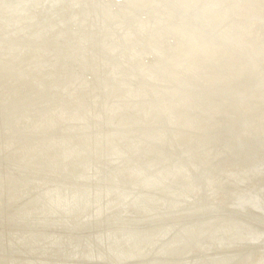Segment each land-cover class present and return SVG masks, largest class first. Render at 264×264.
<instances>
[{
  "label": "rangeland",
  "instance_id": "obj_1",
  "mask_svg": "<svg viewBox=\"0 0 264 264\" xmlns=\"http://www.w3.org/2000/svg\"><path fill=\"white\" fill-rule=\"evenodd\" d=\"M230 7L254 49L189 50L157 0H0V264H264V0ZM187 77L199 88L178 91Z\"/></svg>",
  "mask_w": 264,
  "mask_h": 264
},
{
  "label": "bare ground",
  "instance_id": "obj_2",
  "mask_svg": "<svg viewBox=\"0 0 264 264\" xmlns=\"http://www.w3.org/2000/svg\"><path fill=\"white\" fill-rule=\"evenodd\" d=\"M69 1V0H68ZM78 1V0H77ZM153 1V0H152ZM158 1V3L160 4V5H163L164 6V8L166 9V11L168 12V14L167 15H165L162 19H160V20H162V22H163V26L165 27V25L167 24V23H172L173 24V27H172V31L173 32H170V31H168V30H166L165 31V34H166V36H168V37H170V33L171 34H173L174 35V33H176L175 31H177L178 32V35H181V37L180 38H182L183 37V39L185 40V41H187L188 40V42H187V46H188V48H189V50L190 49H192V50H194V51H196L198 48H202V50L203 49H210V48H218L217 46H220V45H222L223 46V44L224 45H227V43H230V42H236V41H238V40H241L246 46H247V48H248V50H249V48L252 50V49H254L255 48V45H253V43L254 42H252V41H250L245 35H244V33H241V29L239 30L238 29V26L236 25V22H235V18H234V16L232 15V13H231V11H230V8H232V11L234 10L233 9V7H230L235 1H237V0H157ZM56 2V1H55ZM112 2V1H111ZM247 2H248V0H247ZM255 2V1H254ZM9 3V2H8ZM256 3H258V2H256ZM9 4H11V3H9ZM110 4V3H109ZM249 4H251V3H249ZM18 5H19V3H18ZM156 5H157V3H156ZM246 5H248V4H246ZM255 5V4H254ZM258 5V4H257ZM60 6V5H59ZM66 6V5H65ZM89 6V5H88ZM167 6H168V8H167ZM252 6V5H251ZM144 7H147V6H144ZM158 7V6H157ZM39 8V7H38ZM55 8V7H54ZM58 8V7H57ZM244 8V7H243ZM250 8V7H249ZM254 8V7H253ZM80 9V8H79ZM238 9V8H237ZM261 9V8H260ZM55 10V9H54ZM155 10V8L153 9V11ZM157 10H160V11H162V10H164V9H161V8H158ZM250 10V9H249ZM256 10V9H255ZM82 11H84V10H82ZM235 11V10H234ZM242 11V10H241ZM246 11V10H245ZM261 11V10H260ZM65 12V11H64ZM80 12V11H79ZM248 12V11H247ZM22 13V12H21ZM245 13V12H244ZM254 13V12H253ZM27 14V13H26ZM63 14V13H62ZM116 14V13H115ZM96 15V14H95ZM158 15V14H157ZM243 15V14H242ZM246 15V14H245ZM252 15V14H251ZM250 15V16H251ZM47 16V15H46ZM42 17V16H41ZM65 17V16H64ZM239 17V16H238ZM244 17V16H243ZM255 17L257 18V19H261V18H264V14H261L260 12H256L255 13ZM27 18V17H26ZM246 18V17H245ZM249 18V17H248ZM254 18V17H253ZM59 19V18H58ZM84 19V18H83ZM244 19V18H243ZM256 19V20H257ZM34 20V19H33ZM37 20H39V19H37ZM237 20V19H236ZM251 20V19H250ZM262 20V19H261ZM41 21V20H40ZM56 21V20H55ZM91 21V20H90ZM131 21V20H130ZM129 21V22H130ZM167 21H169V22H167ZM243 21V20H242ZM253 21V20H252ZM116 22V21H115ZM131 22H134V21H131ZM244 22H245V20H244ZM243 22V23H244ZM248 22V21H247ZM77 23V22H76ZM240 24V23H239ZM246 24V23H245ZM249 24V23H248ZM22 25V24H21ZM51 25V24H50ZM55 25V24H54ZM243 25V24H242ZM253 25V24H252ZM158 26V25H157ZM249 26V25H248ZM247 26V27H248ZM251 26V25H250ZM249 26V27H250ZM263 26V25H262ZM14 27V26H13ZM34 27V26H33ZM133 27V26H132ZM241 27V26H240ZM245 26H243V27H241V28H244ZM253 27V26H252ZM264 27V26H263ZM259 28H261V27H259ZM35 29V28H34ZM59 29V28H58ZM62 29V28H61ZM158 29H159V27H158ZM246 29V28H245ZM247 29H249V28H247ZM67 30V29H66ZM75 30V29H74ZM164 30V29H163ZM243 30V29H242ZM252 30V29H251ZM88 31V30H87ZM152 31V30H151ZM156 31V30H155ZM161 31V30H160ZM244 31V30H243ZM111 32V31H110ZM121 32V31H120ZM148 32V31H147ZM251 32V31H250ZM259 32V31H258ZM19 33V32H18ZM38 33V32H37ZM124 33V32H123ZM133 33V32H132ZM156 33H158V31L156 32ZM76 34V33H75ZM136 34V33H135ZM153 34V33H152ZM254 34V33H253ZM34 35V34H33ZM44 35V34H43ZM117 35V34H116ZM258 35V34H257ZM264 35V34H263ZM14 36V35H13ZM26 36V35H25ZM36 36V35H35ZM73 37V36H72ZM36 38V37H35ZM44 38V37H43ZM11 39H13V38H11ZM21 39V38H20ZM24 39V38H23ZM32 39V38H31ZM39 39V38H38ZM161 40H162V38H160ZM251 39V38H250ZM257 39V38H256ZM46 40V39H45ZM160 40V41H161ZM14 41V40H13ZM72 41H73V39H72ZM78 41V40H77ZM254 41V40H253ZM22 42V41H21ZM117 42V41H116ZM151 42H153L152 40H151ZM151 42H150V44H151ZM157 42V41H156ZM241 42V43H242ZM261 42V41H260ZM25 44V43H24ZM44 44V43H43ZM176 44V43H175ZM197 44H198V46H200V47H198L197 46ZM258 44V43H257ZM257 44H256V46H257ZM97 45H99V44H97ZM143 45H144V47L145 48H148V47H151V45H148V44H146L145 42L143 43ZM229 45V44H228ZM235 45H237V43H235ZM241 45H243V44H241ZM259 45V44H258ZM221 46V47H222ZM232 45H230V47H231ZM233 46H234V44H233ZM240 46V45H239ZM260 46V45H259ZM262 46V45H261ZM38 47V46H37ZM54 47V46H53ZM107 47V46H106ZM170 47V46H169ZM264 47V46H263ZM41 48V47H40ZM52 48V47H51ZM173 48V47H172ZM224 48H225V46H224ZM235 48V47H234ZM247 48H245L244 47V50H247ZM86 49V48H85ZM232 49V48H231ZM236 49L237 50H239L238 49V47L237 48H235V49H233V50H235L236 51ZM260 49V48H259ZM264 49V48H263ZM52 50V49H51ZM177 50V49H176ZM218 50H219V48H218ZM223 49H221V51H222ZM233 50H232V52H233ZM240 50H241V48H240ZM239 50V51H240ZM33 51V50H32ZM80 51V50H79ZM225 51V50H224ZM239 51H238V53H239ZM261 51H263V50H261ZM40 52V51H39ZM65 52V51H64ZM95 52V51H94ZM173 52V51H172ZM216 52V51H215ZM219 52H220V50H219ZM218 52V53H219ZM237 52V51H236ZM247 52V51H246ZM190 53V52H189ZM213 53V52H212ZM211 53V54H212ZM230 53H231V51H230ZM255 53V51L253 52V54ZM262 52H260V54H261ZM73 54V53H72ZM79 54V53H78ZM187 54V53H186ZM202 54V53H201ZM232 54V53H231ZM237 54V53H236ZM241 54H244V53H241ZM249 54V53H248ZM252 54V53H251ZM256 54H257V52H256ZM20 55V54H19ZM197 55H199V54H197ZM213 55H214V53H213ZM212 55V56H213ZM222 54H220V56H221ZM234 55H235V53H234ZM240 55V54H239ZM10 56V55H9ZM181 56V55H180ZM205 56V55H204ZM211 56V57H212ZM217 56V55H216ZM232 56V55H231ZM236 56V55H235ZM251 56V55H250ZM62 57V56H61ZM172 57V56H171ZM175 57V56H174ZM199 57V56H198ZM214 57V56H213ZM223 57V56H222ZM221 57V58H222ZM233 57V56H232ZM240 57V56H239ZM246 57V56H245ZM18 58V57H17ZM135 58V57H134ZM141 58V57H140ZM197 58V57H196ZM66 59V58H65ZM86 59V58H85ZM112 59V58H111ZM117 59V58H116ZM132 59V58H131ZM167 59V58H166ZM203 59V58H202ZM241 59H243V57H241ZM247 59V58H246ZM10 60V59H9ZM61 60H63V59H61ZM197 60H199V59H197ZM222 60V59H221ZM238 61H239V59H237ZM236 60V61H237ZM264 60V59H263ZM64 61V60H63ZM76 61V60H75ZM203 60H201V62H202ZM207 61H210V60H207ZM249 61L251 62V60H250V58H249ZM248 61V62H249ZM54 62V61H53ZM77 62V61H76ZM85 62V61H84ZM164 62H165V59H164ZM204 62V61H203ZM214 62V61H213ZM226 62V61H225ZM224 62V63H225ZM228 62H229V60H228ZM47 63V62H46ZM87 63V62H86ZM121 63V62H120ZM148 63V62H147ZM220 62L218 61V64H219ZM257 63V62H256ZM56 64V63H55ZM54 64V65H55ZM63 64V63H62ZM99 64V63H98ZM140 64V63H139ZM165 64V63H164ZM163 64V65H164ZM168 64V63H167ZM177 64V63H176ZM199 64H200V62H199ZM202 64V63H201ZM204 64V63H203ZM217 64V63H216ZM250 64V63H249ZM248 63H247V65L246 66H252V65H249ZM252 64V63H251ZM259 64H261V63H259ZM263 64V63H262ZM21 65V64H20ZM92 65V64H91ZM127 65H128V63H127ZM145 65V64H144ZM157 65V64H156ZM172 65V64H171ZM171 65H170V67H171ZM211 65V64H210ZM220 65V64H219ZM219 65H217V66H219ZM222 65V64H221ZM220 65V66H221ZM228 65V64H227ZM79 66V65H78ZM204 66V69L206 70V68H207V65H206V67H205V64L203 65ZM212 66V65H211ZM214 67H215V64L213 65ZM213 66H212V68H213ZM243 66V65H242ZM253 66H256L255 64L253 65ZM253 66L250 68V67H248L249 68V71L250 72H253ZM85 67V66H84ZM83 67V68H84ZM100 67V66H99ZM132 67H133V65H132ZM150 67V66H149ZM153 67V66H152ZM201 67V66H200ZM209 67V66H208ZM227 67V66H226ZM231 67H233V66H231ZM37 68V67H36ZM67 68V67H66ZM155 68V67H154ZM194 68V67H193ZM209 68H211V67H209ZM216 68V67H215ZM214 68V69H215ZM7 69V68H6ZM130 69V68H129ZM159 69V68H158ZM175 69V68H174ZM203 69V70H204ZM213 69V70H214ZM221 69V68H220ZM219 69V70H220ZM223 69V68H222ZM221 69V71H222V73H223V70ZM247 69V68H246ZM256 69H258V68H256ZM162 70V69H161ZM195 70L197 71V75L199 76V74H201L202 72L201 71H199V68H197V66H196V68H195ZM202 70V69H201ZM240 70V69H239ZM245 70V69H244ZM263 70V69H262ZM14 71V70H13ZM86 71V70H85ZM84 71V72H85ZM96 71H98V70H96ZM153 71V70H152ZM210 71V70H209ZM209 71H207V72H209ZM231 71V70H230ZM229 71V72H230ZM12 72V71H11ZM37 72V71H36ZM43 72V71H42ZM83 72V71H82ZM158 72V71H157ZM165 72V71H164ZM169 72V71H168ZM201 72V73H200ZM225 72V71H224ZM240 72V71H239ZM242 72V71H241ZM249 72V73H250ZM8 73V72H7ZM34 73H35V71H34ZM45 73V72H44ZM73 73V72H72ZM96 73V72H95ZM109 73V72H108ZM216 73V72H215ZM221 73V74H222ZM236 73V72H235ZM2 74V73H1ZM22 74V73H21ZM114 74V73H113ZM143 74V73H142ZM159 74V73H158ZM181 76H183V74H182V70H181ZM204 74V73H203ZM203 74H201V75H203ZM219 74H220V72H219ZM47 75V74H46ZM58 75V74H57ZM62 75V74H61ZM95 75V74H94ZM119 75V74H118ZM215 75H217V74H215ZM214 74H213V76H215ZM223 75H225V74H223ZM45 76V75H44ZM87 76V75H86ZM108 76V75H107ZM161 76V75H160ZM205 76V75H204ZM210 76V75H209ZM250 76V75H249ZM259 76V75H258ZM261 76V75H260ZM259 76V77H260ZM7 77V76H6ZM63 77V76H62ZM151 77V76H150ZM206 77V76H205ZM264 77V76H263ZM2 78V77H1ZM82 78V77H81ZM147 78V77H146ZM153 78V77H152ZM166 78V77H165ZM198 78V77H197ZM211 78H213V77H211ZM3 79V78H2ZM22 79V78H21ZM56 79V78H55ZM54 79V80H55ZM101 79V78H100ZM200 79V78H199ZM216 79V78H215ZM218 81H221L220 80V78L218 77ZM222 79V78H221ZM30 80V79H29ZM36 80V79H35ZM60 80V79H59ZM89 80V79H88ZM93 80V79H92ZM202 80V79H201ZM223 80V79H222ZM234 80H236V79H234ZM3 81V80H2ZM17 81V80H16ZM47 81V80H46ZM69 81V80H68ZM119 81V80H118ZM154 81V80H153ZM188 81V82H187ZM55 82V81H54ZM109 82V81H108ZM201 82V81H200ZM214 82H216V81H214V79H204V82L203 83H205V84H207L208 85V87H209V85L211 86L212 84H214ZM244 82V81H243ZM257 82V81H256ZM258 82H259V80H258ZM263 82V81H262ZM149 83H151V82H149ZM182 83V84H181ZM198 83V82H197ZM220 83V82H219ZM225 84H226V82H224ZM229 83V82H228ZM10 84V83H9ZM13 84V83H12ZM25 84V83H24ZM36 84V83H35ZM76 84V83H75ZM138 84H139V82H138ZM176 84H179L178 86H176L177 87V89H178V91H181V92H183L182 90H184V87L185 86H188V85H191L192 87L191 88H187V89H193V88H199V87H197L196 85H195V78H192V77H187L183 82H177ZM240 84H241V82H240ZM251 84V83H250ZM263 84V83H262ZM261 84V85H262ZM145 85V84H144ZM153 85V84H152ZM218 85V84H217ZM221 85V84H220ZM254 85H255V82H254ZM257 85V84H256ZM261 85H259L258 87H261ZM14 86V85H13ZM58 86V85H57ZM73 86V85H72ZM106 86V85H105ZM161 86V85H160ZM166 86V85H165ZM194 86H196V87H194ZM200 86H201V83H200ZM202 86H203V84H202ZM202 86L200 87L201 89H202ZM216 86V85H215ZM232 86V85H231ZM264 86V85H263ZM22 87V86H21ZM38 87V86H37ZM83 87V86H82ZM117 87V86H116ZM132 87V86H131ZM135 87V86H134ZM145 87V86H144ZM148 87H150V86H148ZM164 87V86H163ZM211 87H213V86H211ZM226 87V86H225ZM242 87V86H241ZM249 87H251V86H249ZM248 87V88H249ZM26 88V87H25ZM39 88V87H38ZM55 88V87H54ZM69 88V87H68ZM112 88V87H111ZM138 88V87H137ZM210 88V87H209ZM214 88V87H213ZM217 88H219V87H217ZM221 88V87H220ZM224 88V87H223ZM222 88V89H223ZM231 88V87H230ZM234 88V87H233ZM238 88V87H237ZM19 89V88H18ZM22 89V88H21ZM32 89H34V88H32ZM148 89V88H147ZM146 89V90H147ZM154 89V88H153ZM162 89V88H161ZM205 89V88H204ZM222 89H219V90H222ZM226 89H227V87H226ZM226 89H223V90H226ZM78 90V89H77ZM87 90V89H86ZM137 90V89H136ZM145 90V91H146ZM194 90V89H193ZM192 90V91H193ZM217 90V89H216ZM222 90V91H223ZM246 90V89H245ZM249 90V89H248ZM259 91H260V89H258ZM264 90V89H263ZM262 90V91H263ZM29 91V90H28ZM100 91V90H99ZM108 91H109V89H108ZM191 91V92H192ZM204 91V90H203ZM208 91V90H207ZM233 91V90H232ZM231 91V92H232ZM239 91V90H238ZM247 91V90H246ZM6 92V91H5ZM47 92V91H46ZM91 92V91H90ZM141 92H142V90H141ZM153 92V91H152ZM198 92H199V90H198ZM210 91H208V93H209ZM228 92V91H227ZM230 92V93H231ZM248 92H251V91H248ZM55 93V92H54ZM85 93V92H84ZM156 93V92H155ZM154 93V94H155ZM184 93V92H183ZM196 93V92H195ZM201 92H199V94H200ZM218 93V91L216 92V94ZM221 93H223V92H220V96H221ZM236 93V92H235ZM234 93V94H235ZM239 93V92H238ZM257 93V92H256ZM37 94V93H36ZM44 94V93H43ZM109 94V93H108ZM140 94V93H139ZM153 94V95H154ZM163 94V93H162ZM190 95H191V93H189ZM188 94V95H189ZM203 94V93H202ZM214 94V93H213ZM216 94H214V95H216ZM228 94H229V92H228ZM232 94V93H231ZM237 94V93H236ZM261 94H262V92H261ZM17 95V94H16ZM81 95V94H80ZM92 95V94H91ZM99 95V94H98ZM164 95V94H163ZM168 95V94H167ZM192 95H196V94H193V92H192ZM209 95V94H208ZM224 95H226L225 93H224ZM54 96V95H53ZM82 96V95H81ZM86 96V95H85ZM104 96V95H103ZM139 96V95H138ZM152 96V95H151ZM206 96V95H205ZM213 96V95H212ZM218 96V95H217ZM229 96V95H228ZM227 96V97H228ZM231 96V95H230ZM230 96H229V98H230ZM244 96V95H243ZM255 96V95H254ZM257 96V95H256ZM156 97V96H155ZM173 97V96H172ZM200 97V96H199ZM198 97V98H199ZM203 97V96H202ZM202 97H201V99H202ZM209 97V96H208ZM207 97V98H208ZM248 97H250V96H248ZM8 98V97H7ZM26 98V97H25ZM91 98V97H90ZM195 98V97H194ZM197 98V97H196ZM218 98H219V96H218ZM222 98V97H221ZM232 98H234V97H232ZM231 98V99H232ZM238 98H239V96H238ZM22 99V98H21ZM48 99V98H47ZM89 99V98H88ZM133 99V98H132ZM131 99V100H132ZM149 99V98H148ZM153 99V98H152ZM151 99V100H152ZM209 99V98H208ZM236 99L237 98H235V101H236ZM36 100V99H35ZM90 100V99H89ZM107 100V99H106ZM127 100V99H126ZM194 100V99H193ZM212 100V99H211ZM214 100V99H213ZM226 100V99H225ZM230 100V99H229ZM234 100V99H233ZM253 100H254V98H253ZM264 100V99H263ZM48 101V100H47ZM53 101V100H52ZM81 101V100H80ZM133 101V100H132ZM147 101V100H146ZM204 101V100H203ZM14 102V101H13ZM74 102V101H73ZM92 102V101H91ZM127 102H129V101H127ZM197 102H198V100H197ZM207 102V101H206ZM213 102V101H212ZM215 102V101H214ZM251 102V101H250ZM4 103V102H3ZM36 103V102H35ZM90 103V102H89ZM108 103V102H107ZM116 103V102H115ZM174 103V102H173ZM177 103V102H176ZM235 103V102H234ZM244 103V102H243ZM247 103V102H246ZM246 103H245V105H246ZM33 104V103H32ZM60 104V103H59ZM58 104V105H59ZM68 104V103H67ZM143 104V103H142ZM193 104V103H192ZM217 104V103H216ZM225 104V103H224ZM228 104H230V103H228ZM233 104V103H232ZM14 105H15V103H14ZM44 105H46V104H44ZM94 105H95V103H94ZM137 105V104H136ZM152 105V104H151ZM158 105V104H157ZM199 105H200V103H199ZM242 105V104H241ZM9 106H11V104L9 105ZM83 106V105H82ZM147 106V105H146ZM191 106V105H190ZM203 106V105H202ZM207 106H209V104L207 105ZM212 106V104L210 105V107ZM229 106V105H228ZM250 106V105H249ZM21 107V106H20ZM61 107H63V106H61ZM76 107V106H75ZM110 107V106H109ZM134 107V106H133ZM204 107H206V106H204ZM204 107H202V108H204ZM34 108V107H33ZM48 108V107H47ZM57 108V107H56ZM136 108V107H135ZM153 108V107H152ZM220 108V107H219ZM25 109V108H24ZM59 109V108H58ZM103 109V108H102ZM158 109V108H157ZM175 109H177V108H175ZM211 109V108H210ZM217 109V108H216ZM224 109V108H223ZM233 109H235V108H233ZM117 110V109H116ZM193 110V109H192ZM215 110V109H214ZM227 110H228V108H227ZM237 110H238V108H237ZM70 111V110H69ZM90 111V110H89ZM93 111V110H92ZM131 111V110H130ZM152 111V110H151ZM154 111V110H153ZM199 111V110H198ZM201 111V110H200ZM204 111H206V109L204 110ZM208 111V110H207ZM206 111V112H207ZM258 111V110H257ZM55 112V111H54ZM75 112V111H74ZM105 112V111H104ZM126 112H127V110H126ZM141 112V111H140ZM146 112V111H145ZM179 112V111H178ZM212 112V111H211ZM214 112V111H213ZM225 112V111H224ZM235 112V111H234ZM68 113V112H67ZM95 113V112H94ZM108 113H109V111H108ZM123 113V112H122ZM150 113V112H149ZM175 113V112H174ZM203 113V112H202ZM220 113H221V111H220ZM231 113H233V112H231ZM57 114V113H56ZM102 114V113H101ZM126 114V113H125ZM182 114V113H181ZM201 114V113H200ZM199 114V115H200ZM208 114V113H207ZM206 113H205V116L207 115ZM217 114V113H216ZM215 114V115H216ZM219 114V113H218ZM227 114H229L228 112H227ZM21 115V114H20ZM23 115V114H22ZM75 115V114H74ZM113 115V114H112ZM199 115H197L198 117H199ZM211 115L213 116V114L211 113ZM222 115V114H221ZM230 115V114H229ZM14 116V115H13ZM92 116V115H91ZM103 116H105V115H103ZM191 116V115H190ZM201 116V115H200ZM204 116V117H205ZM223 116V115H222ZM23 117V116H22ZM45 117V116H44ZM43 117V118H44ZM49 117V116H48ZM69 117V116H68ZM88 117V116H87ZM86 117V118H87ZM106 117V116H105ZM137 117V116H136ZM175 117V116H174ZM207 117H208V115H207ZM226 117V116H225ZM238 117V116H237ZM241 117V116H240ZM251 117V116H250ZM32 118V117H31ZM178 118V117H177ZM200 118V117H199ZM210 118V117H209ZM212 118V117H211ZM1 119V118H0ZM91 119V118H90ZM157 119V118H156ZM208 119V118H207ZM227 119V118H226ZM263 119V118H262ZM39 121H40V119H38ZM140 120V119H139ZM199 120H201V118L199 119ZM202 120H204V119H202ZM229 120H230V118H229ZM229 120H228V122H229ZM36 121V120H35ZM56 121V120H55ZM100 121V120H99ZM233 121V120H232ZM241 121V120H240ZM15 122V121H14ZM70 122V121H69ZM132 122V121H131ZM136 122V121H135ZM212 122V121H211ZM217 122H218V120H217ZM227 122V123H228ZM230 122H231V120H230ZM242 122H243V119H242ZM28 123H29V121H28ZM44 123V122H43ZM74 123V122H73ZM114 123H115V121H114ZM161 123V122H160ZM159 123V124H160ZM180 123V122H179ZM198 123V122H197ZM237 123V122H236ZM39 124V123H38ZM193 124V123H192ZM211 124V123H210ZM213 124V123H212ZM239 124V123H238ZM262 124V123H261ZM70 125H72V124H70ZM88 125H90V124H88ZM130 125V124H129ZM216 125V124H215ZM224 125V124H223ZM228 125V124H227ZM240 125V124H239ZM246 125V124H245ZM244 125V126H245ZM250 125H252L251 123H250ZM256 125V124H255ZM35 126V125H34ZM38 126V125H37ZM115 126V125H114ZM138 126V125H137ZM183 126V125H182ZM226 126V125H225ZM247 126V125H246ZM245 126V127H246ZM157 127H158V125H157ZM156 127V128H157ZM161 127V126H160ZM203 127V126H202ZM222 127V126H221ZM232 127V126H231ZM249 127V126H248ZM3 128V127H2ZM42 128V127H41ZM57 128H59V127H57ZM152 128V127H151ZM183 128V127H182ZM201 128V127H200ZM214 128V127H213ZM236 128V127H235ZM256 128V127H255ZM91 129H92V127H91ZM142 129V128H141ZM203 129V128H202ZM209 129V128H208ZM224 129H227V130H229V125L226 127V128H224ZM238 129H241L240 127L238 128ZM243 129V128H242ZM252 129V128H251ZM24 130V129H23ZM56 130V129H55ZM59 130V129H58ZM57 130V131H58ZM74 130V129H73ZM87 130V129H86ZM167 130V129H166ZM190 130V129H189ZM34 131V130H33ZM37 131V130H36ZM75 131V130H74ZM89 131V130H88ZM156 131H158V130H156ZM214 131V130H213ZM261 131V130H260ZM38 132V131H37ZM148 132H149V130H148ZM197 132V131H196ZM212 132V131H211ZM210 132V133H211ZM221 132V131H220ZM225 132H226V130H225ZM228 132V131H227ZM226 132V133H227ZM232 132V131H231ZM230 132V133H231ZM235 132V131H234ZM247 132V131H246ZM6 133V132H5ZM20 133V132H19ZM41 133V132H40ZM51 133V132H50ZM154 133V132H153ZM160 133V132H159ZM205 133V132H204ZM238 133V132H237ZM31 134V133H30ZM43 134V133H42ZM72 134V133H71ZM84 134V133H83ZM88 134V133H87ZM118 134V133H117ZM200 134V133H199ZM223 134H225V133H223ZM228 134H229V132H228ZM233 134V133H232ZM261 134V133H260ZM1 135V134H0ZM7 135V134H6ZM38 135V134H37ZM119 135H121V134H119ZM126 135V134H125ZM154 135H156L155 133H154ZM184 135V134H183ZM197 135H198V132H197ZM201 135H203V134H201ZM201 135H199L200 136V139H201ZM211 135V134H210ZM239 135V134H238ZM241 135H243V134H241ZM28 136V135H27ZM31 136V135H30ZM90 136V135H89ZM198 136V137H199ZM204 136V135H203ZM225 136V135H224ZM229 136V135H228ZM227 136V137H228ZM231 136V135H230ZM230 136H229V138H230ZM234 136V135H233ZM60 137V136H59ZM176 137V136H175ZM215 137V136H214ZM226 137V138H227ZM22 138V137H21ZM42 138V137H41ZM62 138V137H61ZM66 138V137H65ZM182 138V137H181ZM7 139V138H6ZM38 139V138H37ZM64 139V138H63ZM120 139V138H119ZM233 139V138H232ZM236 139H237V137H236ZM14 140V139H13ZM24 140V139H23ZM29 140V139H28ZM164 140V139H163ZM193 140V139H192ZM208 140V139H207ZM215 140V139H214ZM234 140V139H233ZM243 140V139H242ZM257 140V139H256ZM9 141V140H8ZM46 141V140H45ZM48 141V140H47ZM69 141V140H68ZM89 141V140H88ZM253 141V140H252ZM252 141H251V143H252ZM262 141H263V139H262ZM75 142V141H74ZM142 142V141H141ZM232 142V141H231ZM235 142V141H234ZM240 142V141H239ZM238 142V143H239ZM243 142V141H242ZM241 142V143H242ZM250 142V141H249ZM255 142V141H254ZM29 143V142H28ZM39 143V142H38ZM70 143H72V142H70ZM83 143V142H82ZM86 143V142H85ZM89 143H92V142H89ZM208 143H210V142H208ZM212 143V142H211ZM228 143H230V142H228ZM243 143H246V142H243ZM247 143H248V141H247ZM256 143V142H255ZM16 144H17V142H16ZM26 144V143H25ZM30 144V143H29ZM81 144V143H80ZM118 144V143H117ZM149 144V143H148ZM155 144V143H154ZM213 144V143H212ZM225 144H226V142H225ZM232 144V143H231ZM234 144H236V142L234 143ZM240 144V143H239ZM249 144V143H248ZM49 145V144H48ZM74 145V144H73ZM115 145H116V143H115ZM147 145V144H146ZM165 145V144H164ZM170 145V144H169ZM178 145V144H177ZM181 145V144H180ZM199 145V144H198ZM241 145V144H240ZM250 145V144H249ZM252 145V144H251ZM256 145V144H255ZM9 146V145H8ZM25 146V145H24ZM80 146V145H79ZM102 146V145H101ZM137 146V145H136ZM160 146V145H159ZM159 146H158V148H159ZM196 147H198L197 145H195ZM214 146V145H213ZM232 146V145H231ZM238 146V145H237ZM261 146V145H260ZM34 147V146H33ZM43 147V146H42ZM46 147V146H45ZM141 147V146H140ZM196 147H193V148H196ZM202 147V146H201ZM16 148V147H15ZM19 148V147H18ZM26 148H28V147H26ZM38 148V147H37ZM40 148V147H39ZM55 148V147H54ZM122 148V147H121ZM190 148V147H189ZM192 148V149H193ZM209 148V147H208ZM214 148V147H213ZM227 148V147H226ZM233 148H234V146H233ZM232 148V149H233ZM249 148V147H248ZM259 148V147H258ZM17 149V148H16ZM21 149V148H20ZM43 149V148H42ZM83 149V148H82ZM133 149V148H132ZM151 149V148H150ZM162 149V148H161ZM205 149V148H204ZM244 149V148H243ZM242 149V150H243ZM253 149V148H252ZM251 149V150H252ZM62 150H63V148H62ZM225 150V149H224ZM234 150V149H233ZM236 150V149H235ZM247 150V149H246ZM26 151H27V149H26ZM40 151V150H39ZM52 151H53V149H52ZM227 151H229V150H227ZM231 151V150H230ZM20 152V151H19ZM45 152V151H44ZM56 152V151H55ZM60 152V151H59ZM58 152V153H59ZM88 152V151H87ZM92 152V151H91ZM160 152V151H159ZM222 152V151H221ZM239 152V151H238ZM241 152V151H240ZM243 152V151H242ZM246 152V151H245ZM8 153V152H7ZM53 153V152H52ZM158 153V152H157ZM156 153V154H157ZM172 153V152H171ZM201 153V152H200ZM207 153V152H206ZM210 153V152H209ZM237 153V152H236ZM48 154V153H47ZM82 154V153H81ZM93 154V153H92ZM118 154V153H117ZM141 154V153H140ZM164 154V153H163ZM197 154V153H196ZM224 154V153H223ZM226 154V153H225ZM229 154V153H228ZM231 154H233V153H231ZM230 154V155H231ZM250 154V153H249ZM3 155V154H2ZM22 155V154H21ZM39 155V154H38ZM53 155V154H52ZM184 155V154H183ZM207 155V154H206ZM215 155V154H214ZM238 155V154H237ZM242 155V154H241ZM251 155H253V154H251ZM259 155H260V153H259ZM17 156V155H16ZM75 156V155H74ZM140 156V155H139ZM210 156V155H209ZM228 156V155H227ZM244 156V155H243ZM246 156H247V154H246ZM22 157V156H21ZM32 157V156H31ZM55 157V156H54ZM121 157V156H120ZM182 157V156H181ZM232 157V156H231ZM234 157V156H233ZM237 157H239V156H237ZM251 157V156H250ZM253 157V156H252ZM251 157V158H252ZM34 158V157H33ZM58 158V157H57ZM67 158V157H66ZM69 158H71V157H69ZM171 158V157H170ZM190 158V157H189ZM218 158V157H217ZM230 158V157H229ZM29 159V158H28ZM31 159V158H30ZM37 160H38V157L36 158ZM48 159V158H47ZM128 159V158H127ZM156 159V158H155ZM174 159V158H173ZM178 159H180V158H178ZM231 159V158H230ZM235 159H236V157H235ZM238 159V158H237ZM23 160V159H22ZM33 160V159H32ZM53 160V159H52ZM78 160V159H77ZM187 160V159H186ZM234 160V159H233ZM239 160V159H238ZM252 160V159H251ZM4 161V160H3ZM63 161H64V159H63ZM73 161V160H72ZM114 161V160H113ZM123 161V160H122ZM158 161V160H157ZM162 161V160H161ZM188 161V160H187ZM219 161H220V159H219ZM33 162V161H32ZM37 162V161H36ZM58 162V161H57ZM56 162V163H57ZM87 162V161H86ZM176 162V161H175ZM182 162V161H181ZM227 162V161H226ZM245 162V161H244ZM243 162V163H244ZM23 163V162H22ZM48 163V162H47ZM59 163V162H58ZM151 163V162H150ZM171 163V162H170ZM173 163V162H172ZM171 163V164H172ZM177 163H179V161L177 162ZM185 164H186V161L184 162ZM183 163V164H184ZM200 163V162H199ZM212 163V162H211ZM5 164V163H4ZM40 164H42V163H40ZM74 164V163H73ZM176 164V163H175ZM202 164V163H201ZM204 164H205V162H204ZM215 164H216V162H215ZM219 164V163H218ZM80 165V164H79ZM146 165V164H145ZM176 165H179V164H176ZM182 165V164H181ZM206 165V164H205ZM220 165V164H219ZM236 165V164H235ZM238 165V164H237ZM51 166V165H50ZM207 166V165H206ZM215 166V165H214ZM227 166V165H226ZM246 166V165H245ZM251 166V165H250ZM21 167V166H20ZM79 167V166H78ZM134 167V166H133ZM145 167V166H144ZM175 167V166H174ZM173 167V168H174ZM177 167V166H176ZM188 167V166H187ZM194 167V166H193ZM201 167V166H200ZM53 168V167H52ZM181 168H182V166H181ZM212 168H215V167H212ZM242 168V167H241ZM6 169V168H5ZM100 169V168H99ZM179 169H180V167H179ZM194 169V168H193ZM244 169V168H243ZM251 169V170H250ZM249 169V172L251 173V175H252V170H253V167L252 168H250ZM255 169V168H254ZM37 170H38V168H37ZM48 170V169H47ZM118 170V169H117ZM120 170V169H119ZM125 170V169H124ZM151 170V169H150ZM163 170V169H162ZM174 170H175V168H174ZM185 170V169H184ZM204 170V169H203ZM207 170V169H206ZM209 170V169H208ZM256 170V169H255ZM259 170V169H258ZM42 171V170H41ZM65 171V170H64ZM68 171V170H67ZM72 171V170H71ZM132 171V170H131ZM157 171V170H156ZM159 171V170H158ZM213 171V170H212ZM216 171V170H215ZM220 171V170H219ZM239 171V170H238ZM245 171H246V169H245ZM60 172V171H59ZM146 172V171H145ZM150 172V171H149ZM192 172V171H191ZM195 172V171H194ZM204 172V171H203ZM207 172V171H206ZM205 172V173H206ZM228 172V171H227ZM258 172V171H257ZM8 173V172H7ZM23 173V172H22ZM51 173V172H50ZM93 173V172H92ZM113 173V172H112ZM111 173V174H112ZM156 173V172H155ZM180 173V172H179ZM200 173V172H199ZM209 173H210V171H209ZM209 173H207V174H209ZM214 173V172H213ZM222 173V172H221ZM253 173H255V171H253ZM75 174V173H74ZM125 174H127V173H125ZM158 174H161V173H158ZM191 174V173H190ZM247 174H248V171H247ZM263 174V173H262ZM5 175V174H4ZM60 175V174H59ZM133 175V174H132ZM151 175H153V174H151ZM192 175V174H191ZM196 175V174H195ZM229 175V174H228ZM2 176V175H1ZM11 176V175H10ZM48 176V175H47ZM53 176H54V174H53ZM102 176V175H101ZM201 177H203V179H204V174H203V176L202 175H200ZM209 176V175H208ZM244 176H245V174H244ZM247 176H249V175H247ZM260 176V175H259ZM23 177V176H22ZM29 177V176H28ZM50 177V176H49ZM90 177V176H89ZM104 177V176H103ZM147 177H148V175H147ZM176 177V176H175ZM199 177V176H198ZM207 177V176H206ZM210 177H212V175H210ZM242 178L243 177V175L241 174V176H239L238 175V178ZM251 177V176H250ZM257 177V176H256ZM52 178V177H51ZM87 178V177H86ZM96 178V177H95ZM110 178H111V176H110ZM140 178V177H139ZM213 178V177H212ZM211 178V179H212ZM148 179V178H147ZM150 179H151V177H150ZM169 179V178H168ZM202 179V180H203ZM208 179V178H207ZM236 179V178H235ZM245 179V178H244ZM249 178H247V180H248ZM21 180V179H20ZM33 180V179H32ZM96 180V179H95ZM120 180V179H119ZM131 180V179H130ZM179 180V179H178ZM181 180V179H180ZM187 180H189V178L187 179ZM193 180L194 181H197V182H199V183H201L202 182V180L201 179H199V178H193ZM192 180V182H194ZM205 180H206V178H205ZM221 180V179H220ZM8 181V180H7ZM70 181V180H69ZM93 181V180H92ZM152 181V180H151ZM185 181V180H184ZM213 181V180H212ZM238 181V180H237ZM242 181H245V180H242ZM250 181H252V180H250ZM14 182V181H13ZM21 182V181H20ZM40 182V181H39ZM97 182H99V181H97ZM117 182V181H116ZM135 182H136V180H135ZM168 182V181H167ZM189 182V181H188ZM207 182V181H206ZM209 182H210V180H209ZM209 182H207V183H209ZM215 183H216V181H214ZM240 182H241V180H240ZM36 183V182H35ZM52 183V182H51ZM171 183V182H170ZM169 183V184H170ZM173 183V182H172ZM212 183V182H211ZM210 183V184H211ZM221 183V182H220ZM251 183V182H250ZM3 184V183H2ZM11 184V183H10ZM25 184V183H24ZM31 184V183H30ZM56 184V183H55ZM126 184H127V182H126ZM148 184V183H147ZM146 184V185H147ZM168 184V185H169ZM36 185V184H35ZM150 185V184H149ZM178 185V184H177ZM188 185V184H187ZM209 185V184H208ZM213 185V184H212ZM211 185V186H212ZM40 186V185H39ZM42 186V185H41ZM46 186V185H45ZM186 186V185H185ZM190 186V185H189ZM69 187V186H68ZM143 187H145V185L143 186ZM148 187V186H147ZM152 187V186H151ZM226 187V186H225ZM153 188V187H152ZM164 188V187H163ZM175 188V187H174ZM182 188V187H181ZM186 188V187H185ZM234 188H236V187H234ZM25 189H27V188H25ZM61 189H63V188H61ZM144 189V188H143ZM18 190V189H17ZM21 190V189H20ZM55 190V189H54ZM172 190V189H171ZM179 190V189H178ZM196 190V189H195ZM61 191V190H60ZM136 191V190H135ZM163 191V190H162ZM203 191V190H202ZM241 191V190H240ZM255 191V190H254ZM8 192V191H7ZM22 192H23V190H22ZM25 192V191H24ZM66 192V191H65ZM82 192V191H81ZM158 192V191H157ZM195 192V191H194ZM198 192V191H197ZM206 192V191H205ZM173 193V192H172ZM74 194V193H73ZM88 194V193H87ZM91 194V193H90ZM89 194V195H90ZM103 194V193H102ZM110 194V193H109ZM166 194V193H165ZM199 194V193H198ZM240 194V193H239ZM49 195V194H48ZM47 195V196H48ZM56 195V194H55ZM69 195V194H68ZM75 195V194H74ZM78 195V194H77ZM127 195V194H126ZM131 195V194H130ZM142 195H144V194H142ZM258 195V194H257ZM52 196V195H51ZM65 196V195H64ZM81 196V195H80ZM97 196H99V195H97ZM139 196V195H138ZM160 196V195H159ZM76 197V196H75ZM131 197V196H130ZM133 197V196H132ZM206 197V196H205ZM210 197V196H209ZM39 198V197H38ZM71 198V197H70ZM86 198V197H85ZM95 198H96V196H95ZM100 198V197H99ZM120 198H121V196H120ZM149 198V197H148ZM187 198V197H186ZM246 198H248V197H246ZM3 199V198H2ZM12 199V198H11ZM15 199V198H14ZM151 199V198H150ZM159 199V198H158ZM167 199V198H166ZM248 199H250V198H248ZM57 200H58V198H57ZM69 200V199H68ZM240 201H242V202H244V200H245V198L243 197V198H241V199H239ZM253 200V199H252ZM16 201V200H15ZM71 201V200H70ZM121 201V200H120ZM136 201V200H135ZM156 201V200H155ZM163 201V200H162ZM247 201V200H246ZM245 201V202H246ZM250 201H251V199H250ZM50 202V201H49ZM92 202V201H91ZM117 202V201H116ZM35 203V202H34ZM46 203V202H45ZM69 203V202H68ZM159 203V202H158ZM179 203V202H178ZM199 203V202H198ZM218 203V202H217ZM249 203V202H248ZM248 203H246V205L248 204ZM13 204V203H12ZM37 204V203H36ZM40 204V203H39ZM65 204V203H64ZM72 204V203H71ZM116 204V203H115ZM240 204V203H239ZM238 204V206H241L242 207V205L240 204L239 205ZM244 204V203H243ZM253 204V203H252ZM251 204V205H252ZM43 205H44V203H43ZM81 205V204H80ZM179 205V204H178ZM198 205V204H197ZM254 205H256V204H254ZM259 205V204H258ZM39 206V205H38ZM62 206V205H61ZM118 206V205H117ZM141 206V205H140ZM158 206V205H157ZM161 206V205H160ZM205 206V205H204ZM261 206V204L258 206V207H260ZM46 207V206H45ZM101 206H99V208H100ZM143 207H145V206H143ZM263 207H264V205H263ZM5 208H6V205H5ZM64 208V207H63ZM149 208H151V207H149ZM160 208V207H159ZM213 208V207H212ZM105 209V208H104ZM125 209V208H124ZM170 209V208H169ZM201 209V208H200ZM22 210V209H21ZM35 210V209H34ZM143 210H144V208H143ZM159 210V209H158ZM195 210V209H194ZM245 210V209H244ZM247 210V209H246ZM258 210V209H257ZM59 211V210H58ZM90 211V210H89ZM92 211V210H91ZM90 211V212H91ZM98 211V210H97ZM182 211V210H181ZM189 211V210H188ZM202 211V210H201ZM227 211V210H226ZM259 211V210H258ZM105 212V211H104ZM147 212V211H146ZM191 212V211H190ZM245 212V211H244ZM22 213V212H21ZM103 213V212H102ZM169 213V212H168ZM99 214V213H98ZM162 214V213H161ZM218 214V213H217ZM256 214V213H255ZM47 215V214H46ZM64 215V214H63ZM140 215V214H139ZM186 215V214H185ZM29 216V215H28ZM34 216V215H33ZM238 216V215H237ZM194 217V216H193ZM36 218V217H35ZM82 218V217H81ZM203 218H205V217H203ZM233 218V217H232ZM249 218V217H248ZM67 219V218H66ZM72 219V218H71ZM89 219V218H88ZM106 219V218H105ZM118 219V218H117ZM235 219V218H234ZM238 219V218H237ZM32 220V219H31ZM79 220V219H78ZM115 220V219H114ZM159 220V219H158ZM131 221V220H130ZM129 221V222H130ZM171 221V220H170ZM60 222V221H59ZM71 222H72V220H71ZM85 222V221H84ZM231 222H232V220H231ZM1 223V222H0ZM64 223V222H63ZM108 223V222H107ZM15 224V223H14ZM52 224V223H51ZM114 224V223H113ZM116 224V223H115ZM187 224V223H186ZM192 224V223H191ZM202 224V223H201ZM205 224V223H204ZM40 225V224H39ZM49 225V224H48ZM145 225V224H144ZM215 225V224H214ZM9 226V225H8ZM24 226V225H23ZM32 226V225H31ZM105 226V225H104ZM200 226V225H199ZM218 226V225H217ZM63 227V226H62ZM109 227V226H108ZM161 227V226H160ZM173 227V226H172ZM177 227V226H176ZM194 227V226H193ZM33 228V227H32ZM39 228V227H38ZM75 228V227H74ZM160 229V228H159ZM1 230V229H0ZM18 230V229H17ZM227 230V229H226ZM230 230V229H229ZM233 230V229H232ZM27 231V230H26ZM161 231V230H160ZM65 232V231H64ZM105 232V231H104ZM125 232V231H124ZM143 232V231H142ZM157 232H158V230H157ZM163 232H164V230H163ZM7 233V232H6ZM9 233H10V231H9ZM39 233V232H38ZM63 233V232H62ZM61 233V234H62ZM109 233V232H108ZM149 233V232H148ZM151 233V232H150ZM168 233V232H167ZM172 233V232H171ZM208 233H210V231L208 232ZM51 234V233H50ZM118 234V233H117ZM200 234V233H199ZM202 234V233H201ZM223 234V233H222ZM28 235V234H27ZM65 235V234H64ZM81 235V234H80ZM90 235V234H89ZM131 235H133V234H131ZM259 235V234H258ZM7 236V235H6ZM38 236V235H37ZM41 236H43V235H41ZM55 236V235H54ZM113 236V235H112ZM148 236V235H147ZM155 236V235H154ZM166 236V235H165ZM171 236V235H170ZM233 236V235H232ZM18 237V236H17ZM44 237V236H43ZM59 237V236H58ZM219 237V236H218ZM217 237V238H218ZM234 237V236H233ZM51 238V237H50ZM73 238V237H72ZM89 238V237H88ZM96 238V237H95ZM179 238V237H178ZM207 238V237H206ZM263 238V237H262ZM0 239H1V237H0ZM6 239V238H5ZM8 239V238H7ZM15 239V238H14ZM56 239V238H55ZM76 239V238H75ZM79 239V238H78ZM137 239V238H136ZM147 239H148V237H147ZM3 240V239H2ZM20 240V239H19ZM35 240V239H34ZM33 240V241H34ZM46 240V239H45ZM71 240V239H70ZM69 240V241H70ZM83 240V239H82ZM196 240V239H195ZM238 240V239H237ZM103 241V240H102ZM136 241V240H135ZM261 241V240H260ZM1 242V241H0ZM5 242V241H4ZM30 242V241H29ZM37 242V241H36ZM90 242V241H89ZM133 242V241H132ZM131 242V243H132ZM10 243V242H9ZM43 243H44V241H43ZM52 243V242H51ZM60 243V242H59ZM70 243V242H69ZM110 243V242H109ZM149 243V242H148ZM31 244V243H30ZM33 244V243H32ZM45 244V243H44ZM135 244V243H134ZM177 244V243H176ZM216 244V243H215ZM28 245V244H27ZM63 245V244H62ZM68 245V244H67ZM80 245V244H79ZM78 245V246H79ZM82 245V244H81ZM93 245V244H92ZM108 245V244H107ZM111 245V244H110ZM140 245V244H139ZM171 245V244H170ZM192 245V244H191ZM208 245V244H207ZM228 245V244H227ZM22 246V245H21ZM32 246V245H31ZM50 246V245H49ZM69 246V245H68ZM101 246V245H100ZM119 246V245H118ZM136 246V245H135ZM135 246H132V247H135ZM188 246V245H187ZM35 247V246H34ZM124 247V246H123ZM157 247V246H156ZM166 247V246H165ZM199 247V246H198ZM6 248V247H5ZM42 248V247H41ZM118 248V247H117ZM159 248V247H158ZM39 249V248H38ZM60 249V248H59ZM91 249V248H90ZM93 249V248H92ZM200 249V248H199ZM205 249V248H204ZM10 250V249H9ZM61 250V249H60ZM67 250V249H66ZM69 250H71V249H69ZM94 250V249H93ZM92 250V251H93ZM105 250V249H104ZM112 250V249H111ZM147 250V249H146ZM255 250V249H254ZM22 251V250H21ZM44 251V250H43ZM98 251V250H97ZM127 251V250H126ZM125 251V252H126ZM192 251V250H191ZM195 251V250H194ZM33 252V251H32ZM67 252V251H66ZM100 252H102V251H100ZM130 252V251H129ZM4 253V252H3ZM19 253V252H18ZM69 253V252H68ZM67 253V254H68ZM139 253V252H138ZM162 253V252H161ZM168 253V252H167ZM174 253V252H173ZM78 254V253H77ZM91 254V253H90ZM113 254V253H112ZM127 254V253H126ZM145 254V253H144ZM158 254V253H157ZM194 254V253H193ZM10 255V254H9ZM71 255V254H70ZM105 255V254H104ZM119 255V254H118ZM122 255V254H121ZM147 255V254H146ZM179 255V254H178ZM196 255V254H195ZM199 255V254H198ZM57 256V255H56ZM67 255H65V257H66ZM86 256V255H85ZM100 256H102V255H100ZM106 256V255H105ZM165 256V255H164ZM88 257V256H87ZM128 257V256H127ZM202 257V256H201ZM225 257V256H224ZM263 257V256H262ZM64 258V257H63ZM81 258V257H80ZM117 258V257H116ZM171 258V257H170ZM192 258H194V257H192ZM1 259V258H0ZM86 259V258H85ZM108 259V258H107ZM165 259V258H164ZM199 259V258H198ZM12 260V259H11ZM77 260V259H76ZM82 260V259H81ZM132 260H134V259H132ZM168 260V259H167ZM208 260V259H207ZM222 260V259H221ZM232 260V259H231ZM250 260V259H249ZM205 261V260H204ZM257 261V260H256ZM14 262V261H13ZM57 262V261H56ZM151 262V261H150ZM185 262V261H184ZM189 262V261H188ZM33 263V262H32ZM146 263V262H145ZM228 263H229V261H228ZM239 263H241V262H239ZM41 264V263H40ZM78 264V263H77ZM94 264V263H93ZM184 264V263H183Z\"/></svg>",
  "mask_w": 264,
  "mask_h": 264
}]
</instances>
